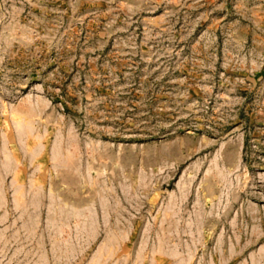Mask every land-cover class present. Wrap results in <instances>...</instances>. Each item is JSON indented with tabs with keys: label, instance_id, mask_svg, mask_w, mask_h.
I'll list each match as a JSON object with an SVG mask.
<instances>
[{
	"label": "rangeland",
	"instance_id": "obj_1",
	"mask_svg": "<svg viewBox=\"0 0 264 264\" xmlns=\"http://www.w3.org/2000/svg\"><path fill=\"white\" fill-rule=\"evenodd\" d=\"M0 264H264V0H0Z\"/></svg>",
	"mask_w": 264,
	"mask_h": 264
}]
</instances>
